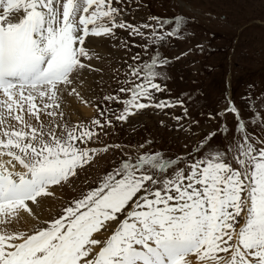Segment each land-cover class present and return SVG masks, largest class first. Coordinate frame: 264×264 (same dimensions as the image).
Masks as SVG:
<instances>
[{
	"label": "snow or ice",
	"instance_id": "1",
	"mask_svg": "<svg viewBox=\"0 0 264 264\" xmlns=\"http://www.w3.org/2000/svg\"><path fill=\"white\" fill-rule=\"evenodd\" d=\"M124 3L0 0V157L10 158L0 160V264H193V259L264 264V148L250 140L248 127L258 121H245L230 98L218 115L236 117L233 131L239 137L229 142L231 148L213 144L217 132H212L188 156L160 151L129 156L114 162L95 188L47 226L11 227L22 212L35 217L30 202L52 195L50 186L68 181L95 154L108 151L107 146L81 147L98 139L97 128L113 123L107 114L126 122L140 110L175 105L168 98L157 100V93L167 90L162 66L169 61L155 46L178 37L185 18L178 15L171 31H159L171 21L155 16L125 20ZM116 29L145 40L139 46L145 50L152 46L150 55L142 53L148 59L141 60V53L132 57L129 79L117 94L104 97L123 107L109 106L99 118L65 126L57 135L63 97L83 99L74 85L91 68L84 62L92 59L86 38H115ZM221 127L223 133L230 131L226 124ZM233 162L240 167L233 168ZM120 215L124 219L109 238H93Z\"/></svg>",
	"mask_w": 264,
	"mask_h": 264
},
{
	"label": "rangeland",
	"instance_id": "2",
	"mask_svg": "<svg viewBox=\"0 0 264 264\" xmlns=\"http://www.w3.org/2000/svg\"><path fill=\"white\" fill-rule=\"evenodd\" d=\"M171 11L173 15H170ZM124 12L123 18L133 23L149 16L171 21L159 31H170L175 26L174 17L185 18L183 27L190 28L191 35H187L183 28L181 34L175 36L170 56L166 54L170 50L165 51L166 43L162 47L155 46L169 61L168 65L162 66L168 77L162 81L167 90L157 93V100L168 98L176 103L163 110L153 107V112H137L126 122H116L114 118L112 124L97 128L98 139L81 147L107 146L108 151L95 154L91 162L77 169L76 176L63 182L51 213L27 230L43 228L47 226L46 221L59 218L73 200L98 185L99 178L116 166L114 162L144 151H160L173 158L188 156L193 153L194 146L212 132H217L213 144L231 148L229 142L234 136L239 137L233 131L236 117L230 112L218 115L228 108L229 98L240 109L239 114L245 121L253 118L258 121V124H250L248 131L251 142L264 148V0H125ZM210 19L212 28L208 24ZM87 41L86 48L92 47L91 51L98 48L97 58L92 57L87 62L91 68H87L81 82H77V91L79 88L80 92L83 86L94 111L89 115L81 109L68 110L65 107L63 116H58L56 121L61 126L57 135L65 130V126L73 128L87 124L93 116L99 115L98 107L102 103H106V108L111 106L118 110V104L104 100L120 86L119 79L109 81L111 75L119 70L127 74L128 65L133 63L132 57L145 51L149 55L152 53V46L147 50L139 47L146 44L145 40L130 37L121 29L115 30V38L97 39L98 45L90 43L89 38ZM144 59L148 56L142 54L141 60ZM172 83L175 92L170 89ZM76 106L81 108L80 103ZM222 123L230 131L223 133ZM141 144L145 145L144 149L139 148ZM232 167L238 169L240 166L233 162ZM123 219L124 216L120 215L117 220L108 222V230L97 233V239L109 238Z\"/></svg>",
	"mask_w": 264,
	"mask_h": 264
},
{
	"label": "bare ground",
	"instance_id": "3",
	"mask_svg": "<svg viewBox=\"0 0 264 264\" xmlns=\"http://www.w3.org/2000/svg\"><path fill=\"white\" fill-rule=\"evenodd\" d=\"M99 38H101V37H99ZM99 38L89 37V42L93 43L95 45H98V43H96V40ZM86 41H87V39H86ZM87 48H88V46H87ZM91 48L92 47L88 48L90 55L94 58H97L96 51L98 52V48L95 47L93 49V51L90 50ZM99 51H101V48L99 49ZM88 61H90V60L85 61V63H87ZM87 70L88 69L86 68L80 74L79 80L77 82H81V80L83 79V75L87 72ZM74 86L77 88V83ZM78 91H79V88H78ZM80 92H79L80 96L83 98L82 100L76 98L75 96L65 95L63 97V100H62V105H61L60 111L64 112L65 107H67L68 110H70V109H72V110L81 109L83 112L90 115L92 113V111H94V110H93V107H91L89 105L90 100H88L87 92L84 90L83 86H82V88L80 87ZM84 101H87V103H85ZM77 103L81 104V108L76 106ZM84 104H87V105H84ZM57 118H59V117H57ZM45 121L47 123V120H45ZM8 159H10V158L7 156L0 157V160L5 161V162ZM13 163H15L16 165L18 164V162H15V161H13ZM9 167H11V166L9 165ZM20 170L23 171L22 167H20ZM49 191H51L52 195H45V196L39 197L38 203H36V204H32L30 202V207L32 208L33 212L35 213V217L30 216L26 212H22L20 222L12 225L11 227L18 229V230H21V231H25V229L27 230V228L37 226L36 224H38L39 221L46 218L51 213V211L53 210V204L57 202V200H58L57 195L59 194V190L56 186H50ZM60 194H61V192H60ZM193 264H198V262L195 259H193Z\"/></svg>",
	"mask_w": 264,
	"mask_h": 264
}]
</instances>
